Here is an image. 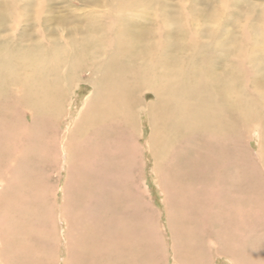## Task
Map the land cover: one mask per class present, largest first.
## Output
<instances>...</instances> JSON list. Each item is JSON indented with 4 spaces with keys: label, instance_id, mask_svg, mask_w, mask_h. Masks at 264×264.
Wrapping results in <instances>:
<instances>
[{
    "label": "bare ground",
    "instance_id": "6f19581e",
    "mask_svg": "<svg viewBox=\"0 0 264 264\" xmlns=\"http://www.w3.org/2000/svg\"><path fill=\"white\" fill-rule=\"evenodd\" d=\"M224 26L209 0H0V264H264V26Z\"/></svg>",
    "mask_w": 264,
    "mask_h": 264
},
{
    "label": "rangeland",
    "instance_id": "374dc122",
    "mask_svg": "<svg viewBox=\"0 0 264 264\" xmlns=\"http://www.w3.org/2000/svg\"><path fill=\"white\" fill-rule=\"evenodd\" d=\"M209 1L213 3L214 5H216V7L219 10H221V13L224 16V18H226V26L222 28L219 27L220 30H222V32L224 33L229 34L231 31H234V30L240 33L244 29H248L250 32H256L257 30L255 29V26H258V25L259 27L264 26V0H244L245 2L238 1V0H209ZM56 6H58L60 9L57 8ZM56 6H55L56 7L55 9L57 13H62L63 12L62 4L57 2ZM247 6L251 8L248 9L246 8ZM46 13L48 12L41 11L42 16H44ZM258 15H262L263 17L258 19L257 17ZM256 21H258V24ZM211 23H212L211 25L214 27L213 21ZM23 26H24V22L22 21L20 24H18V28H17L18 30H16V32L13 30L11 31H13L14 33H19L23 29ZM225 47L234 48L232 43H230L229 41L225 44ZM90 91H91L90 85L87 83H82L81 88L78 90V93H80L81 97L84 98L88 95ZM150 98L151 97H149L148 99ZM248 145L251 149L256 150L255 147H257V142L256 140H250V142H248ZM148 159H149V156L147 160ZM154 187H156V184H154ZM155 192L156 191L154 190V195L156 196ZM156 203L159 204L160 202H156ZM56 206L57 207L59 206L58 202ZM61 247L63 248V246ZM58 248L60 250V247ZM61 253H62V249H61ZM57 254L55 257L57 260L56 264H59L58 258H57L59 256V253ZM168 264H171V262H168Z\"/></svg>",
    "mask_w": 264,
    "mask_h": 264
}]
</instances>
